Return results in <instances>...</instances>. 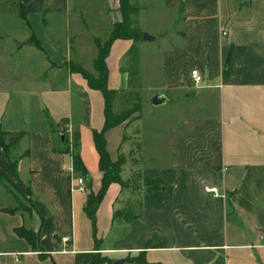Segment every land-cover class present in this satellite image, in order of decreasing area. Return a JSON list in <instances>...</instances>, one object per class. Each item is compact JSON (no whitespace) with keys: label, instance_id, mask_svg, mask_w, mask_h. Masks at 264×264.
I'll return each mask as SVG.
<instances>
[{"label":"crops","instance_id":"1","mask_svg":"<svg viewBox=\"0 0 264 264\" xmlns=\"http://www.w3.org/2000/svg\"><path fill=\"white\" fill-rule=\"evenodd\" d=\"M5 1L0 0V15L22 12L26 21L16 16L23 29L9 35L1 31L0 19V41H6L4 35L15 40L4 47L0 42V126L23 134L10 152L17 175L2 149L0 174L26 191L43 221L39 227L40 217L37 223L31 218L27 225L19 208L13 214L2 211L18 201L0 184V264H112L105 258L126 264L140 250L150 263L264 264L259 236L264 230V0H142L143 24L136 26L153 39L137 44L164 46H158L157 58L161 85L175 96L156 94L166 97L163 103L180 100L186 108L185 101L198 96L193 101L198 105L194 115L181 111L169 124L163 152L154 139L144 153L138 127L126 134L129 122L105 132L111 160L120 153L126 158L120 177L130 180L134 163L141 188L132 192L110 183L96 209L95 234L83 209L87 197L73 190L78 173L70 151L76 136L88 192L96 193L102 173L92 131L103 127L104 100L71 64L93 72L94 39H105L92 33L85 37L82 11L103 17L109 33L122 20L119 2L18 0L17 7ZM131 42L117 38L110 46L105 62L111 89L127 86L121 67ZM192 68L203 75L197 86ZM134 136L138 144L133 148ZM152 185L160 187L146 191ZM206 185L225 196L213 197ZM126 209L141 210V216L113 218ZM78 217L81 233L75 227ZM19 225L40 228L44 257L15 235ZM63 236L69 237L67 245Z\"/></svg>","mask_w":264,"mask_h":264},{"label":"trees","instance_id":"2","mask_svg":"<svg viewBox=\"0 0 264 264\" xmlns=\"http://www.w3.org/2000/svg\"><path fill=\"white\" fill-rule=\"evenodd\" d=\"M2 2V0H1ZM119 2V9L121 11L122 20L120 22H117L116 24H113L111 29L109 30V34L107 38L105 39H94L95 47H97L96 55L94 56L92 62L94 71H86L81 65H78L77 63L71 64V70L79 72L82 77H84L87 81V84L89 87L94 88L102 93L103 100H104V124L103 127L100 130H93L92 131V137L94 140V146L96 151L99 155L98 160V166L101 171V185L100 188L96 193L89 192L86 194V203L83 207L90 224L93 228V233L96 232V209L98 205L100 204L101 200L103 199V195L106 192L107 187L110 183L116 182L120 185L121 188H129L132 192H136L138 189L141 188V186L138 183V178L136 176V179L133 180H127L122 179L120 177V172L122 169V164L126 161V158L124 155L120 154L118 155L117 159L115 161L111 160L109 151L106 149V136L105 132L115 126H118L121 123H128L131 122L134 117H137L140 114L141 111V105L139 100V91L136 86V82L134 81V89L131 87V81L135 77H137V42L141 40L142 37V31L133 23V15L137 12V7L130 5L128 0H118ZM6 4H14L20 6L18 0H6ZM14 3V4H13ZM19 18L25 19V13L18 12L17 15ZM31 38L34 40L35 45L39 46L38 41L31 36ZM117 38H126L130 39L131 47L127 50L126 54L123 57V60L126 61V65L122 66L121 69L126 72V75L128 76V82L126 88L114 90L108 87L107 85V65L105 62V58L109 53L110 46L114 40ZM230 57V51L226 55V63L225 67L229 62ZM122 60V61H123ZM123 61V62H124ZM128 89V90H126ZM134 96V99H133ZM127 108L121 109L119 111H116L117 104H125L126 101H130ZM134 112H138L137 115H134ZM134 115V116H133ZM22 132L15 131V132H9L6 130H3L0 126V151L1 149L5 151V154H7L9 166L12 170V173L14 176L17 175V169H16V159H11V156L9 154V148L14 147L18 142L19 138L22 136ZM77 137L74 136V140L72 143V167L74 168V171L78 173V175H83L84 177H88L87 169L84 167L83 162L80 158L79 152H77ZM66 151H68V147L64 148ZM8 182L5 177L0 174V184L3 185L4 189L9 192L14 199L18 201L17 198H15L13 192L9 188V185L6 183ZM159 185H152L151 187L146 188V191L151 192L152 189L159 188ZM132 189H135L134 191ZM29 190V189H28ZM16 207H3L2 211L13 214L17 210ZM30 209H33L36 213L37 210L33 205V202L30 199ZM137 216H141V210L134 212L133 210H122L119 212H116L113 215V218H119L124 220H131L133 218H137ZM40 223L39 227L42 224L43 217L40 214ZM15 235L18 237H21L25 240L26 243L29 244L31 250H35L38 252L39 257H44L45 254L42 250L41 243H39L40 239V228L37 230H34L32 228H27L24 225H19L18 227H14L13 229ZM94 241L96 242V245H98V241L95 238L94 235ZM130 261L135 262L137 264H162V263H150L147 262L145 259L144 251L140 250L135 256H130ZM103 262L111 263L112 259H104Z\"/></svg>","mask_w":264,"mask_h":264},{"label":"rangeland","instance_id":"3","mask_svg":"<svg viewBox=\"0 0 264 264\" xmlns=\"http://www.w3.org/2000/svg\"><path fill=\"white\" fill-rule=\"evenodd\" d=\"M133 1H135V5H137L139 7V10H140L138 12V7H137V12L132 17L133 23L135 25H138L137 23L143 24L142 17H140V15H142L141 8L143 6V1L142 0H133ZM73 15H71L72 26H71L70 30L68 31L69 34L73 33L72 32L73 25H74L73 22L75 19L73 17ZM81 18H82L81 22H83L84 31L86 32L85 33L86 38L88 37L87 36L88 33H92L96 37H101V39L106 38L108 36V34H109L108 29L104 30L106 24H104V21L102 20L103 17H101L99 15H94L93 11L86 9V10L82 11ZM139 18H140V21H138ZM0 19H1V25H3V27L0 26L3 34H5V33H8L9 35H11L12 33L19 34L20 30L23 29V28H20L16 24V23H21V22H19L20 20H18V17L11 16L9 10H4V13L2 15H0ZM6 29H8V31L4 32ZM67 30H68V28H67ZM97 31H99V32H97ZM4 38L5 39H3V40H6V41H0L1 45L3 47H4V45H3L4 42H6V43L9 42V46H11L13 44V42L15 41L14 39L10 38V36L8 37L7 35H4ZM11 40H13V41H11ZM143 45L145 47H147V46L148 47L142 49L139 46V44H136V46H137V61H138L137 62V69H138V72L136 75L137 77H135V79H134V76H133V79H132L131 84H130L131 87L134 89V81H135L137 89L139 91V100H140V105H141L140 117L134 126H133V122H134L133 120L131 122H129V124H131V126H129V129L128 128L126 129V134L128 133L129 135H131V133H133L132 130L135 127L136 128L138 127V132L141 135V144L143 145V147H145L144 153L145 152L149 153L150 147L152 146V142H154V139L156 140V142H158V146H159L158 150L163 152L164 150L162 147H165V144L168 141V135H166L167 127L169 126L170 123L175 121L177 117H179V115L181 114V111H182V113H186L188 115H194V113H196V110H194L193 108L197 109L198 104L193 103V101L198 100V96L192 95L191 101L190 100L185 101L186 106L190 109H193V110H190V109L184 107L183 101H180V100H178V102H174V103H169V102L163 103V104H160L158 106L152 105L150 102V98L152 95H154L156 93H161L164 91V92H167L168 94H170L171 96H175V94H174V91L165 90L163 88V86L161 85V79H160L159 69H158V65H157V64H159V60L157 58L159 56V51H160V50L158 51V46L159 45L161 47H164V46L159 44V43H147V44H143ZM125 65H126V61L123 62V66H125ZM126 90H128V89H126ZM195 91H196V89H195ZM195 93L196 92H194V94ZM133 99H134V96H133ZM133 99L131 98L130 101H126V103L123 105L120 103L117 104L116 111L127 108L129 102H131V100H133ZM134 114L137 115L138 112H134ZM136 135H137V133H136ZM125 138H126V136H125ZM137 138L134 136V139L130 142L131 147L134 148L135 147L134 144L135 143L138 144ZM14 147H12V148H14ZM10 152H11V147L9 148V154H10ZM120 154H122V153H120ZM10 156H11V154H10ZM162 159L163 158L161 157L160 161H162ZM125 162L123 164H125ZM147 163L150 164L152 162L150 160ZM131 167L133 168L134 173H133V177L130 180H133L134 178L136 179V174H137L136 167H137V165H135L134 163H131ZM6 183L9 185V188L13 192L15 198L18 199L17 207L20 210L24 211L27 225L29 224V220L31 221V218H33V221H35L37 223V221L39 220V217L34 212L33 209H30V198H28L26 191H24V189L16 188L14 185L10 184L9 182H6ZM132 190L134 191L135 189H132ZM22 191H24L25 193H23ZM27 215H29V216H27ZM75 227H76L77 233L82 232L83 227H81V225H80L79 217L77 218V220H75ZM98 259L102 260V258H98ZM114 260H116V259H114ZM113 261H112V264H113ZM126 264H137V263L127 262Z\"/></svg>","mask_w":264,"mask_h":264},{"label":"built area","instance_id":"4","mask_svg":"<svg viewBox=\"0 0 264 264\" xmlns=\"http://www.w3.org/2000/svg\"><path fill=\"white\" fill-rule=\"evenodd\" d=\"M224 33V31H223ZM190 77L192 79V83H194L196 86L203 80V75L199 72L198 69L192 68V70L189 71ZM76 184L73 186V190H79L82 194L86 195L88 193V177H84L83 175H78L75 178ZM204 190L212 195L213 197H224L225 194L222 193L216 186L214 185H206L204 187ZM260 239L262 240V243L264 244V230H262L259 233ZM69 240L68 236H63L61 238V242L64 245H67V241Z\"/></svg>","mask_w":264,"mask_h":264},{"label":"water","instance_id":"5","mask_svg":"<svg viewBox=\"0 0 264 264\" xmlns=\"http://www.w3.org/2000/svg\"><path fill=\"white\" fill-rule=\"evenodd\" d=\"M141 39L143 41H146L147 42L148 40L153 39V36H151L147 32L146 33L143 32ZM27 41H25V42L27 43ZM165 100H166V97L164 95H161V94H155V95L151 96V98H150V102L154 106H158V105L162 104ZM123 261H124V259L114 260L113 261V264H122Z\"/></svg>","mask_w":264,"mask_h":264}]
</instances>
